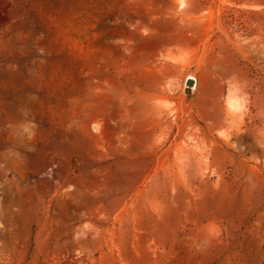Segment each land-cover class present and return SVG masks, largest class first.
<instances>
[{
  "label": "rangeland",
  "instance_id": "rangeland-1",
  "mask_svg": "<svg viewBox=\"0 0 264 264\" xmlns=\"http://www.w3.org/2000/svg\"><path fill=\"white\" fill-rule=\"evenodd\" d=\"M0 264H264V0H0Z\"/></svg>",
  "mask_w": 264,
  "mask_h": 264
},
{
  "label": "clouds",
  "instance_id": "clouds-1",
  "mask_svg": "<svg viewBox=\"0 0 264 264\" xmlns=\"http://www.w3.org/2000/svg\"><path fill=\"white\" fill-rule=\"evenodd\" d=\"M238 93H239V85L232 84L231 82H229L225 96V102L227 108L231 109L234 106L242 105L243 102H246L245 97L240 96Z\"/></svg>",
  "mask_w": 264,
  "mask_h": 264
},
{
  "label": "water",
  "instance_id": "water-1",
  "mask_svg": "<svg viewBox=\"0 0 264 264\" xmlns=\"http://www.w3.org/2000/svg\"><path fill=\"white\" fill-rule=\"evenodd\" d=\"M189 84L192 85L193 84V81H190Z\"/></svg>",
  "mask_w": 264,
  "mask_h": 264
},
{
  "label": "bare ground",
  "instance_id": "bare-ground-1",
  "mask_svg": "<svg viewBox=\"0 0 264 264\" xmlns=\"http://www.w3.org/2000/svg\"><path fill=\"white\" fill-rule=\"evenodd\" d=\"M191 79H193V77H191Z\"/></svg>",
  "mask_w": 264,
  "mask_h": 264
}]
</instances>
